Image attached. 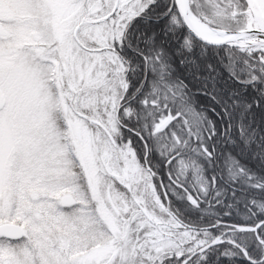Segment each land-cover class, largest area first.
<instances>
[{
	"label": "snow or ice",
	"instance_id": "1",
	"mask_svg": "<svg viewBox=\"0 0 264 264\" xmlns=\"http://www.w3.org/2000/svg\"><path fill=\"white\" fill-rule=\"evenodd\" d=\"M0 264H264V0H0Z\"/></svg>",
	"mask_w": 264,
	"mask_h": 264
}]
</instances>
